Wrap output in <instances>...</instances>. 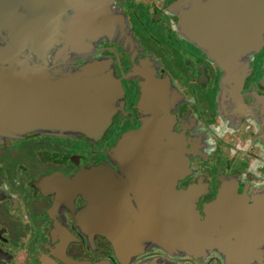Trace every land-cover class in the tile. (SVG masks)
Segmentation results:
<instances>
[{
  "label": "flooded vegetation",
  "instance_id": "obj_1",
  "mask_svg": "<svg viewBox=\"0 0 264 264\" xmlns=\"http://www.w3.org/2000/svg\"><path fill=\"white\" fill-rule=\"evenodd\" d=\"M207 1L0 0V74L102 82L107 110L94 133L0 124V264H264V30L228 74L178 20ZM175 167L199 221L225 186L245 218L180 222Z\"/></svg>",
  "mask_w": 264,
  "mask_h": 264
},
{
  "label": "water",
  "instance_id": "obj_2",
  "mask_svg": "<svg viewBox=\"0 0 264 264\" xmlns=\"http://www.w3.org/2000/svg\"><path fill=\"white\" fill-rule=\"evenodd\" d=\"M178 20L190 35L196 34L201 38L208 56L230 74L233 69L231 54L235 48L260 42L264 30V0H208L201 6L180 11ZM93 84L89 79L80 80L74 76L48 80L36 74H0V124L19 132L44 126L76 127L94 133L102 124L107 110L99 101L103 100L104 83H100V88ZM162 157L166 159L161 160ZM161 158L152 163L174 164L175 160L168 155ZM168 170L170 176L166 183L158 185L157 198L169 203L170 198L174 197L182 202L185 194L175 192L172 182L184 169L175 167L173 171ZM146 187H151V184L147 182ZM235 192V188L225 186L208 206L203 221H199L193 201L182 202L179 206L182 213L180 222L191 225L219 222V225H226L234 220H243L246 207L237 199ZM148 196L151 197L150 194ZM98 200L100 205L103 204L101 198ZM100 205L96 203L95 211ZM96 220L102 224L99 218ZM109 238L117 258L124 263L115 244L118 235H109Z\"/></svg>",
  "mask_w": 264,
  "mask_h": 264
},
{
  "label": "rangeland",
  "instance_id": "obj_3",
  "mask_svg": "<svg viewBox=\"0 0 264 264\" xmlns=\"http://www.w3.org/2000/svg\"><path fill=\"white\" fill-rule=\"evenodd\" d=\"M254 61V59H253ZM208 76H205V80H207ZM19 141H16V143H10L11 146L17 145ZM54 143L45 140L41 138L40 136L36 135L35 137H32L28 140H25V159H30L29 152L33 153L35 156V159L37 160L35 162L40 163V160L38 159L37 152H42L44 150H53ZM9 146V145H8ZM69 152V151H68ZM70 152H76V151H70ZM32 157V156H31ZM28 168H25V175H27L26 171ZM45 222V220L42 221V224ZM30 264V263H29Z\"/></svg>",
  "mask_w": 264,
  "mask_h": 264
}]
</instances>
